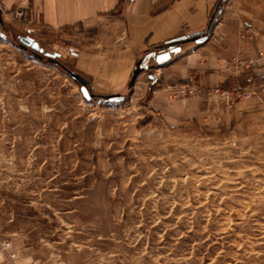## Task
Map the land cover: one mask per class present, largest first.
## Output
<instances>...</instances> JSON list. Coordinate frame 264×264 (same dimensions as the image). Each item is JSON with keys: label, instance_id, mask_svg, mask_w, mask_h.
I'll list each match as a JSON object with an SVG mask.
<instances>
[{"label": "rangeland", "instance_id": "rangeland-1", "mask_svg": "<svg viewBox=\"0 0 264 264\" xmlns=\"http://www.w3.org/2000/svg\"><path fill=\"white\" fill-rule=\"evenodd\" d=\"M87 42L0 0V264H264L263 49L218 60L233 87L189 74L187 96L149 77L153 53L125 85L88 73Z\"/></svg>", "mask_w": 264, "mask_h": 264}, {"label": "crops", "instance_id": "crops-1", "mask_svg": "<svg viewBox=\"0 0 264 264\" xmlns=\"http://www.w3.org/2000/svg\"><path fill=\"white\" fill-rule=\"evenodd\" d=\"M29 1L45 24L75 25L87 32L88 51L75 48V56L88 60L90 74L112 72L105 79L117 81L118 86L125 85L135 64L142 63L141 54L153 53L156 61L161 53L170 52L168 61H156L162 73L157 80L181 82L193 74L207 86L224 84L230 88L235 79L218 60H230L240 52L255 58L259 48L264 51V0L223 2L212 33L202 43L169 41L205 32L220 0ZM260 61L257 63L264 64ZM254 71L264 76V67ZM170 103L180 104L174 117L188 112L197 116L196 106L187 109L186 102Z\"/></svg>", "mask_w": 264, "mask_h": 264}, {"label": "water", "instance_id": "water-1", "mask_svg": "<svg viewBox=\"0 0 264 264\" xmlns=\"http://www.w3.org/2000/svg\"><path fill=\"white\" fill-rule=\"evenodd\" d=\"M226 0H220L219 4L217 5L214 14L211 17V21L210 24L207 28V30L203 33L199 32V33H194L191 34L187 37H182L179 38L178 40H190V41H196L197 43H202L205 40H207L208 36L212 33L213 28L215 26V22H216V18L220 15L221 12V5L223 2H225ZM218 11V12H217ZM22 43H23V47L26 49L28 47H31L33 50H38V45L36 42H34L32 39L30 38H22ZM171 57L170 52H163L161 53L159 56L156 57V61L159 64H162L166 61H168ZM39 58H42V56H39ZM50 61L53 62L55 65H59L61 66L74 80H76L77 82H79L81 84V91L83 96L87 99V100H91L94 97V93H91L90 90L88 89V82L87 80L79 73L72 71L70 69H68V67L62 65L59 61H57L56 59H54L53 57L50 58ZM137 65L139 66L140 64L137 63ZM140 73V69L135 68L133 70L132 73V81L138 76V74ZM151 79H153L154 81L157 80V76L155 75H150ZM120 95H109L108 98L113 99V98H119Z\"/></svg>", "mask_w": 264, "mask_h": 264}, {"label": "built area", "instance_id": "built-area-1", "mask_svg": "<svg viewBox=\"0 0 264 264\" xmlns=\"http://www.w3.org/2000/svg\"><path fill=\"white\" fill-rule=\"evenodd\" d=\"M169 88L178 90L177 92L182 95H196L198 93H203L204 90L201 88V86L193 79L188 78L187 80L180 82V83H172L168 86ZM264 89V88H263ZM238 89L235 88L231 91L220 89L219 87L212 88L211 90L208 89V93L217 95V96H225L229 98L230 96H238L241 94L240 91H237ZM252 94L256 93L254 87L250 90Z\"/></svg>", "mask_w": 264, "mask_h": 264}, {"label": "trees", "instance_id": "trees-1", "mask_svg": "<svg viewBox=\"0 0 264 264\" xmlns=\"http://www.w3.org/2000/svg\"><path fill=\"white\" fill-rule=\"evenodd\" d=\"M184 38H185V37H184ZM177 40H178V39L170 40L169 43H170V42L177 41ZM170 45H172V44H170Z\"/></svg>", "mask_w": 264, "mask_h": 264}]
</instances>
